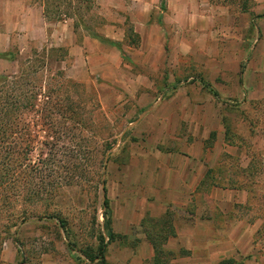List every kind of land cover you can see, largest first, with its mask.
<instances>
[{"label":"rangeland","instance_id":"rangeland-1","mask_svg":"<svg viewBox=\"0 0 264 264\" xmlns=\"http://www.w3.org/2000/svg\"><path fill=\"white\" fill-rule=\"evenodd\" d=\"M20 1L45 4L49 29L42 40L38 27L32 44L18 38L21 60L30 61L25 72L41 65L39 54L27 56L32 45L39 52L43 44L54 48L45 73L33 77L50 74L71 100L52 125L28 110L23 116L31 121L32 146L17 200L0 201V264H264V0ZM133 2L153 5L151 22L164 27V36L150 27L142 34L121 7ZM13 12L7 8L8 20ZM75 16L90 27L79 28V37L93 33L119 44L102 54L122 50L120 66L87 57L71 76L56 21ZM86 67L92 72L82 79ZM19 88L26 93L25 80ZM204 136L212 180L245 197L222 221L225 232L207 228L197 236L179 233L188 224H175L177 211L171 218L149 209L155 193L147 189L160 181L161 151H177L178 137ZM26 188L39 192L23 196Z\"/></svg>","mask_w":264,"mask_h":264},{"label":"crops","instance_id":"crops-1","mask_svg":"<svg viewBox=\"0 0 264 264\" xmlns=\"http://www.w3.org/2000/svg\"><path fill=\"white\" fill-rule=\"evenodd\" d=\"M1 1L0 20L4 18L2 21L4 24L0 26V77H12L19 74L21 69L24 68L23 61L24 64L26 63V57H23L24 60L22 61L20 58L22 51L19 49L17 43L20 35H24L25 41L32 44L37 41L33 36L37 29L40 28L43 32L42 40L46 37L45 31L47 30L49 33V29L42 5L23 4L20 0ZM8 7L14 8L13 14L9 16L11 17L10 20L7 19L8 16L6 15ZM121 7L124 8L126 15L133 23L142 26L141 30L143 35L147 27H150L149 32L154 36L165 35L164 27L160 23L157 22L158 24L153 27L154 23L151 22V18L154 7L151 3L133 2L129 6L121 5ZM142 7L145 10L142 12L143 16H137L141 13ZM138 8H140V11H138ZM167 8L170 10V3L167 5ZM75 18L76 16L69 17L65 20V23H62V20L56 21L62 26L60 31V46H67L68 52L65 57H70L72 60L70 68L68 69L71 76H74L73 70L78 60H83V58L85 60L87 57L96 56L101 59L103 65L111 68L120 66L121 53L119 50L111 49L114 56L110 58L102 54L103 50H105L104 47L111 46V44L103 42L99 38L89 34H83L80 40L77 39L73 28ZM38 41L41 40L38 39ZM51 48L43 44L41 52H39L40 50L35 45H32L27 56H37L39 54L45 56L46 60H48L49 50ZM8 52L11 55L1 57V55ZM64 61L61 60V62ZM89 72H92V69L86 67L82 75L78 76L82 79L87 78ZM217 137L219 138L218 135ZM204 138L205 136L203 137V141L200 139L192 141V139L186 140L185 137H178L180 145L177 151H161L160 158L162 167L160 172L162 171V173L160 181L151 183L147 189L155 193V198L147 200V207L149 209H153L156 215L171 218H173V210L177 211L178 215L176 217L178 220L173 219L175 224H179L178 221L188 224L187 227L179 230V233H191L197 236L207 228L216 227L219 231L225 232L222 221L227 220L229 217L228 212L233 206V203L245 197V195H241L239 198L234 197L231 195V191L219 184H215V182H223L210 179V176L207 174L208 169L211 168L210 149L206 146V142H204L206 139ZM211 203L214 204L213 209L221 217L218 220L219 223H215V215L209 213V205ZM224 205L225 207H223ZM171 240L172 238H169L167 242ZM255 261L251 260L250 262L247 261V263L253 264Z\"/></svg>","mask_w":264,"mask_h":264},{"label":"trees","instance_id":"trees-1","mask_svg":"<svg viewBox=\"0 0 264 264\" xmlns=\"http://www.w3.org/2000/svg\"><path fill=\"white\" fill-rule=\"evenodd\" d=\"M83 1V0H82ZM90 0H87V2ZM165 1L161 0V4L164 6ZM45 17L47 16V8L46 5H43ZM78 10V9H76ZM59 11V10H58ZM57 11V12H58ZM76 15V14H75ZM260 17H264V15H260ZM100 21L103 22V19L100 17ZM100 22V24L102 23ZM85 28L86 31L90 30V27L87 24L81 22V20L76 16L74 19V32L77 36V39L80 40L83 34L78 36L79 28ZM91 36L99 38L103 42H107L111 45L116 46L118 49L119 44L108 40L107 38L98 35H94L93 33H87ZM54 48L49 50V53ZM58 51H64L65 49L58 47L56 48ZM55 49V50H56ZM122 50H120L121 52ZM17 52V50H16ZM65 56L67 51L65 50ZM11 55L10 52L1 55L8 56ZM51 55V54H50ZM41 57V65L34 66L30 65L28 70L25 72L26 67L30 64V61H26L23 65L24 68L21 69V72L12 77H0V201L6 206L13 205L15 200H17L19 196V184L23 180L20 177L21 167L25 165V159L29 158V154L31 152V144L32 141L30 139L29 130L31 121L23 118L26 110L31 111L32 114L38 117L43 122L47 120L48 123H54L55 116L63 111L64 104L69 99V94L63 91V87L61 84H52L53 77L46 73V75H40V77H33V75L39 74L41 71H44L47 68V61L49 63V55L48 60H46L45 56L38 55ZM60 60H63L62 58ZM22 61V60H21ZM39 58H37V63ZM25 80L27 85L26 93L21 94L20 81ZM42 83L44 92H42L39 88V91H36L37 84ZM58 82V81H56ZM47 87V89H46ZM30 89V91H28ZM214 95L217 93L211 89ZM20 91V93H18ZM37 96H42V99H38ZM62 106V108H61ZM67 106V105H66ZM50 126V125H49ZM22 144V146L20 145ZM20 149V150H19ZM19 150V151H18ZM26 155L23 160H19V155ZM211 169H208L207 174L210 176ZM212 180V177L210 176ZM102 184V204L105 208L108 207V197H107V189L105 186V181H101ZM21 185V184H20ZM23 187V186H22ZM39 192V190L33 191L31 189L26 188L23 191V196L28 194L35 195ZM106 216V213H105ZM60 225H62V221H59ZM104 227L109 231V236L112 237L113 233L110 231V225L108 219L105 220ZM264 227V226H263ZM105 243H102L99 248V254L101 259L104 260V251H105ZM230 263V262H229ZM219 264H228V261H222Z\"/></svg>","mask_w":264,"mask_h":264}]
</instances>
